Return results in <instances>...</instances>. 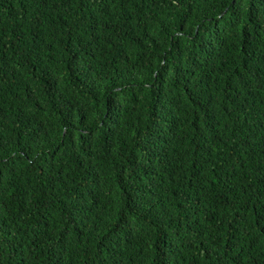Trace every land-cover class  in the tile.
Here are the masks:
<instances>
[{
    "label": "trees",
    "instance_id": "16d2710c",
    "mask_svg": "<svg viewBox=\"0 0 264 264\" xmlns=\"http://www.w3.org/2000/svg\"><path fill=\"white\" fill-rule=\"evenodd\" d=\"M0 264H264V0H0Z\"/></svg>",
    "mask_w": 264,
    "mask_h": 264
}]
</instances>
